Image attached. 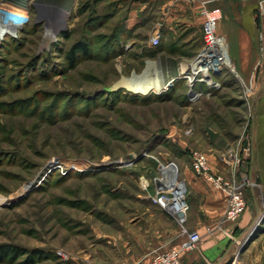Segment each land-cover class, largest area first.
Instances as JSON below:
<instances>
[{
  "label": "rangeland",
  "instance_id": "374dc122",
  "mask_svg": "<svg viewBox=\"0 0 264 264\" xmlns=\"http://www.w3.org/2000/svg\"><path fill=\"white\" fill-rule=\"evenodd\" d=\"M88 1L95 4L29 0L28 22L0 40V247L17 250L0 256V264H102V232H117L123 209L138 194L156 193L161 165H174L185 181L192 151L237 154L240 166L246 142L255 145L263 65L250 84L224 71L221 87L194 103L185 80L161 93L133 94L119 87L123 78L158 66L164 73L175 69L169 80L179 76L177 68L193 64L204 23L162 26L163 49L155 53L160 47H147L152 26L146 17L132 30L126 25L132 3L144 0H108L81 13ZM256 1L264 46L263 0ZM78 43L88 51H74ZM248 193L247 210L255 209ZM250 236L248 243L264 251V214Z\"/></svg>",
  "mask_w": 264,
  "mask_h": 264
},
{
  "label": "crops",
  "instance_id": "0c3cea01",
  "mask_svg": "<svg viewBox=\"0 0 264 264\" xmlns=\"http://www.w3.org/2000/svg\"><path fill=\"white\" fill-rule=\"evenodd\" d=\"M203 1L208 9L222 10L223 17L218 32L228 40L230 57L236 72L250 84L254 74L262 71V65L264 69V46L260 41V27L255 17L257 1ZM132 4L126 21L128 30L143 23L142 19L145 17L148 19L147 24L150 23L152 26V35L159 29L160 24L171 30L180 23L191 25L198 21L203 25L205 21L199 2L144 0L141 6L137 1ZM149 41L148 38L147 45H150ZM174 70L168 69L165 76H170ZM176 70L180 72V68ZM261 89H264V82ZM259 113L255 145L249 150L245 145L244 160L240 166L234 165L225 154L218 157L215 154L208 156L214 173L229 178L233 174L246 171L257 185L247 190L255 209L249 207L238 222L227 225L226 233L216 231L210 234L209 229L214 228L223 218L227 208V195L217 189L212 182L197 175L190 166L184 167L185 182L189 185L188 227L198 231L203 241L197 251L182 255L181 264H233L234 255L237 259L236 264H264V251L258 249L257 242H247V247L241 243L239 252L235 249L239 242L249 237L259 218L264 214V207L258 202L260 197L263 199L264 196V101L260 104ZM258 189L261 191L259 197ZM123 211L125 218L117 232H102V238L107 241L98 248L101 251V257L98 259L102 264H151L155 253L179 249L185 241L177 218L155 204L149 194H138L131 207ZM241 252L243 254L240 256ZM103 254L108 256L107 260L102 259Z\"/></svg>",
  "mask_w": 264,
  "mask_h": 264
},
{
  "label": "built area",
  "instance_id": "2783aa9c",
  "mask_svg": "<svg viewBox=\"0 0 264 264\" xmlns=\"http://www.w3.org/2000/svg\"><path fill=\"white\" fill-rule=\"evenodd\" d=\"M191 2H199L201 5V14L204 16L205 21L203 25V47L199 51L193 64L186 66L185 74L182 76L171 77L168 82L163 84L159 92L170 90L175 87L179 80L187 82V95L189 101L194 103L199 101L206 94H211L212 91L221 87L218 77L224 71H231L237 73L235 66L230 57V50L228 40L225 36L219 34L218 27L222 19L223 12L221 9H208L203 0H190ZM29 8V0H25L24 13L28 22V14L25 10ZM262 8L264 10V0L262 1ZM264 16V12H263ZM162 25L157 31L153 33L150 39V46L158 48L162 41ZM15 36V32H8L4 28L0 29V40L6 37ZM207 67V70H204ZM181 72V71H180ZM179 72V73H180ZM164 73V72H163ZM246 148L249 146L246 142ZM233 159L229 158L234 165L238 166L241 160L238 155H230ZM166 168V169H165ZM191 168L199 176L206 178L214 184L217 189L222 190L227 195V208L221 221L214 227L209 229V233L213 234L216 231H226V226L236 223L244 215L247 210L248 202L246 199L247 190L257 186L255 182L249 177L247 172L240 174H233L227 178L220 173H214L211 169L208 155L200 150H194L191 153ZM175 170L174 165H161L159 167L158 175L155 177L154 185L156 186V193L150 195L152 201L161 206V208L175 216L181 227V235L185 237L179 249H174L169 252H157L154 254L151 264H181L182 255L197 251L203 241L202 235L188 227V213L190 205L187 200V191L185 181L180 180L178 173H168ZM167 172V173H166ZM176 182V186L172 187L171 183ZM181 183L182 186L178 187L177 184ZM145 190L149 191L151 185L146 181L143 186ZM185 189V190H184ZM183 214L180 216L179 214ZM258 223V222H257ZM251 236L247 237L242 243L248 242ZM237 263L235 258L233 264Z\"/></svg>",
  "mask_w": 264,
  "mask_h": 264
},
{
  "label": "bare ground",
  "instance_id": "6f19581e",
  "mask_svg": "<svg viewBox=\"0 0 264 264\" xmlns=\"http://www.w3.org/2000/svg\"><path fill=\"white\" fill-rule=\"evenodd\" d=\"M24 5H25V0H6L4 4L0 7V29L4 28L9 33L10 32L14 33L15 27L21 26L24 23H26L27 22L26 15L23 11ZM68 14H69L68 10H64L62 11L60 18L58 19V23L59 25H61L62 28L65 27L66 25ZM41 20L44 21L47 19L42 17ZM60 31L61 28L57 32L53 33V35L56 37ZM184 69H186V66L182 65L180 67L181 72L179 73V76L185 74V71H183ZM204 70H207V67H204ZM166 82L168 81L166 80L165 73H163L161 67L157 66L156 69L152 71H148L143 76L124 79L121 82V87L132 92L133 94L146 96L149 95L152 91L159 92L163 84H165ZM171 171L172 174L174 173L175 176L176 171L172 169L169 171L168 169V173L171 174ZM177 185L178 187L182 186L181 183ZM171 186L175 187L176 182L175 181L172 182ZM1 204H3L2 198L0 199V205Z\"/></svg>",
  "mask_w": 264,
  "mask_h": 264
},
{
  "label": "trees",
  "instance_id": "16d2710c",
  "mask_svg": "<svg viewBox=\"0 0 264 264\" xmlns=\"http://www.w3.org/2000/svg\"><path fill=\"white\" fill-rule=\"evenodd\" d=\"M93 1H94L95 4H99V3L107 2L108 0H93ZM94 5L91 4L89 1L87 3H85V4H83V6L81 8V13H84V12L90 11V10H93ZM122 30H123V28H122ZM122 30H121V32H122ZM115 32H116V30H115ZM117 33H118V31H117ZM63 36L64 37L67 36V33L66 34L64 33ZM159 47H160V50L155 51V53L160 52L163 49V48H161V45ZM77 50L78 51L80 50L82 52H87L88 51V48H87V46L85 44L78 43V44H76L74 46V51H77ZM74 51H73V53H74ZM225 72L227 74H229V71H225ZM227 77H229V75ZM15 251L17 252V250L15 248L8 247V246H3V247L1 246L0 247V256L1 257H8V256L12 255Z\"/></svg>",
  "mask_w": 264,
  "mask_h": 264
},
{
  "label": "water",
  "instance_id": "95a60500",
  "mask_svg": "<svg viewBox=\"0 0 264 264\" xmlns=\"http://www.w3.org/2000/svg\"><path fill=\"white\" fill-rule=\"evenodd\" d=\"M123 79H125V78H123ZM123 79H122V80H123ZM122 80H121V82H122ZM121 82L119 83V87H121ZM121 88H123V87H121ZM179 215H180V216H183V214H182V213H181V214H179ZM255 224H256V222H255ZM255 224H254V225H255ZM239 241H241V238L239 239ZM246 243H247V242H246Z\"/></svg>",
  "mask_w": 264,
  "mask_h": 264
}]
</instances>
